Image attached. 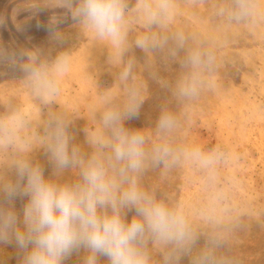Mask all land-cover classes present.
Listing matches in <instances>:
<instances>
[{"label":"clouds","instance_id":"1","mask_svg":"<svg viewBox=\"0 0 264 264\" xmlns=\"http://www.w3.org/2000/svg\"><path fill=\"white\" fill-rule=\"evenodd\" d=\"M57 0L79 26L110 45L109 62L118 61V82L123 95L103 94V109L97 114L99 130L87 133L90 151L75 142L72 120L66 111L52 106L59 95V77L70 63V52H60L50 62L38 51L0 48V63L19 65L31 99L47 108L43 137L26 135L29 116L11 103L0 117V246L15 244L19 264H65L83 252L81 264H241L223 250L230 237L244 227L237 217L221 227L202 216L209 228L203 234L182 202H170L142 184L150 170L162 171L190 164L211 186L219 178L227 153L220 147L173 141L182 126L181 116L168 104L160 107L151 135L144 129L125 126L139 117L148 98L147 84L137 78L134 56L126 57L133 44L145 53H166L177 60L181 71L174 81L158 80L170 89L178 106L194 103L218 70L217 55L196 33L171 30L176 0ZM214 15L227 24H249L261 15L259 0H228L218 4ZM133 17L144 31L133 42L129 33ZM56 40L62 34L55 30ZM181 53L183 55H181ZM153 78H156L153 74ZM43 148L56 179L46 178L44 167L33 152ZM76 170L75 178L61 179ZM17 198H27L22 212ZM134 210L131 220L127 213ZM157 254L153 255V249ZM157 256L160 257L157 260Z\"/></svg>","mask_w":264,"mask_h":264},{"label":"rangeland","instance_id":"2","mask_svg":"<svg viewBox=\"0 0 264 264\" xmlns=\"http://www.w3.org/2000/svg\"><path fill=\"white\" fill-rule=\"evenodd\" d=\"M56 3L57 0H0V48L38 51L41 59L48 62L60 52H70V63L59 77L60 92L52 107L66 111L72 120L70 131L75 142L90 151L85 141L87 133L99 130L96 117L104 106L103 94L123 95L117 79L122 68L118 61L110 64L111 47L106 41L84 30L68 9ZM135 3L130 0L129 7ZM227 3L228 0H176L169 28L198 34L217 55V72L192 104L178 106L170 89L158 82L176 79L181 71L178 59L166 61V53H145L133 44L125 58L135 57L134 70L138 80L147 84L148 98L139 117L126 121L125 126L144 129L151 135L160 107L168 104L182 119L181 128L172 138L175 143L205 150L224 149L226 162L211 186L190 164L163 175L161 170L150 169L142 177V184L170 202H182L202 233L201 243L209 228L202 216L216 220L221 227L241 218L244 227L231 235L230 248L223 251L237 256L241 264H264V0H259L261 15L241 25L227 24L214 15L218 4ZM52 28L62 34V40L54 38ZM143 31L133 17L130 43ZM24 76L18 64L0 63V117L7 114L6 104L11 100L32 121L26 135L42 138L47 108L31 99ZM32 155L44 167L45 177L56 179L43 148L38 147ZM5 162L0 155V165ZM76 175L73 170L61 179ZM26 199L15 200L18 213ZM134 214V210L128 212L127 219ZM152 251L155 256L158 250ZM82 255L83 252L74 254L65 264H81ZM100 259L101 264H107L106 258ZM0 264H19L14 243L0 246ZM181 264H190L189 258L184 257Z\"/></svg>","mask_w":264,"mask_h":264}]
</instances>
